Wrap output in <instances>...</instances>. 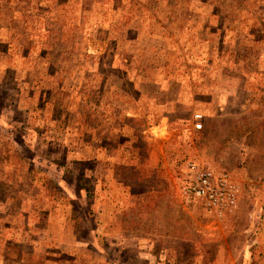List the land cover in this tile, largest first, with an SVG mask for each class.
<instances>
[{
    "label": "rangeland",
    "instance_id": "1",
    "mask_svg": "<svg viewBox=\"0 0 264 264\" xmlns=\"http://www.w3.org/2000/svg\"><path fill=\"white\" fill-rule=\"evenodd\" d=\"M263 224L264 0H0V264H258Z\"/></svg>",
    "mask_w": 264,
    "mask_h": 264
},
{
    "label": "built area",
    "instance_id": "2",
    "mask_svg": "<svg viewBox=\"0 0 264 264\" xmlns=\"http://www.w3.org/2000/svg\"><path fill=\"white\" fill-rule=\"evenodd\" d=\"M193 128H202L201 114L193 116ZM187 183L182 187V196L186 201L196 200L202 207L220 217L236 207L235 186L228 175L217 173L208 168L189 163L186 169Z\"/></svg>",
    "mask_w": 264,
    "mask_h": 264
},
{
    "label": "crops",
    "instance_id": "3",
    "mask_svg": "<svg viewBox=\"0 0 264 264\" xmlns=\"http://www.w3.org/2000/svg\"><path fill=\"white\" fill-rule=\"evenodd\" d=\"M161 116L164 117L165 115L162 114ZM161 121H162V119L160 118V123H161ZM175 123H176L175 120H172V119H170V121L168 120V124L169 125H174ZM252 225H253V222H249L248 226H252ZM263 226H264V224H263ZM246 232L250 233L251 230H249V229L245 230L244 233H246ZM257 234L258 235H257L256 238H258V240L260 241V244L263 246V248L259 252H257V254H256V255H258L257 260L259 261L258 264H264V229H263V231L259 230ZM245 238H246V236H245ZM246 243H247V241H246ZM255 250H257V248ZM239 256H242L244 258H249V260H250L255 255H253L252 251H248L247 249H245L244 250V254L241 252V254ZM213 257L228 258V260H230V259H232L233 256H232V254H230L229 250H226V251L214 252L213 253ZM214 264H232V263L230 261H228V262H225V263L218 262V263H214ZM253 264H255V263H253Z\"/></svg>",
    "mask_w": 264,
    "mask_h": 264
}]
</instances>
